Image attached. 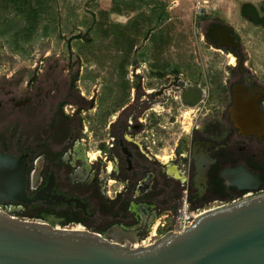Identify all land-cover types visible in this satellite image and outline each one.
Instances as JSON below:
<instances>
[{
	"label": "flooded vegetation",
	"instance_id": "flooded-vegetation-1",
	"mask_svg": "<svg viewBox=\"0 0 264 264\" xmlns=\"http://www.w3.org/2000/svg\"><path fill=\"white\" fill-rule=\"evenodd\" d=\"M258 4L242 2L237 23L234 10L219 5L194 18L203 50L215 52L209 56L168 54L161 32L151 30L98 43L97 54L38 60L24 89L23 78L17 81L19 126L13 139H0V152L26 155L30 198L54 171L53 195L88 203L38 197L0 209L135 246L169 232L183 199L207 211L263 193L264 70L246 49L264 44V0ZM158 9L160 30L172 19ZM142 23L135 18L132 31ZM241 170L257 178L255 188L234 184L231 173Z\"/></svg>",
	"mask_w": 264,
	"mask_h": 264
},
{
	"label": "water",
	"instance_id": "water-1",
	"mask_svg": "<svg viewBox=\"0 0 264 264\" xmlns=\"http://www.w3.org/2000/svg\"><path fill=\"white\" fill-rule=\"evenodd\" d=\"M27 163L25 154L16 160L0 152V203L40 197L46 204L75 200L85 208L88 202L78 196L53 195L54 171H48L49 185L30 198ZM231 177L240 189L259 183L245 170ZM0 264H264V192L209 209L182 233L169 231L137 246L82 229L21 219L0 209Z\"/></svg>",
	"mask_w": 264,
	"mask_h": 264
},
{
	"label": "rangeland",
	"instance_id": "rangeland-1",
	"mask_svg": "<svg viewBox=\"0 0 264 264\" xmlns=\"http://www.w3.org/2000/svg\"><path fill=\"white\" fill-rule=\"evenodd\" d=\"M166 1L31 0V9L16 13L11 0H1L0 18L5 20L0 21V139H13L19 126L12 103L17 81L23 78L24 89L34 65L46 56L97 54L98 43H114L110 38L125 39L131 32L135 36H143L151 30L154 31L152 36L161 32L159 35L164 38L168 54H214L211 50H203L204 46L198 40L191 3L178 0V8L167 11ZM244 1L247 0H211L209 7L219 5L231 8L234 10L232 21L237 23V7ZM248 1L259 5L261 0ZM158 5L167 16L164 20L172 19L165 24L161 23L163 26L160 30L154 26ZM133 14L136 16L133 17ZM135 18L143 23L132 31L130 24ZM100 37L107 38L106 42H98ZM123 44L126 45V42L123 41ZM246 49L257 64L256 68L264 70V44L248 45ZM93 64L91 62L90 66L93 67ZM21 129L30 131L29 121H23ZM155 240L148 238L143 244Z\"/></svg>",
	"mask_w": 264,
	"mask_h": 264
},
{
	"label": "built area",
	"instance_id": "built-area-1",
	"mask_svg": "<svg viewBox=\"0 0 264 264\" xmlns=\"http://www.w3.org/2000/svg\"><path fill=\"white\" fill-rule=\"evenodd\" d=\"M191 3V10L194 18L202 16L210 9L211 0H188ZM177 215H173L167 230L172 233L179 234L189 228L195 219L203 212V210L193 208L187 199H183L176 209ZM175 217V219H174ZM158 239V238H156Z\"/></svg>",
	"mask_w": 264,
	"mask_h": 264
},
{
	"label": "trees",
	"instance_id": "trees-1",
	"mask_svg": "<svg viewBox=\"0 0 264 264\" xmlns=\"http://www.w3.org/2000/svg\"><path fill=\"white\" fill-rule=\"evenodd\" d=\"M11 3L15 5L14 7L16 13L23 9H31V0H11ZM0 4H1V0H0ZM4 20L5 18H0V21H4ZM0 28H1V24H0Z\"/></svg>",
	"mask_w": 264,
	"mask_h": 264
},
{
	"label": "crops",
	"instance_id": "crops-1",
	"mask_svg": "<svg viewBox=\"0 0 264 264\" xmlns=\"http://www.w3.org/2000/svg\"><path fill=\"white\" fill-rule=\"evenodd\" d=\"M166 2H167V11L175 10L179 6L178 0H169V1L167 0Z\"/></svg>",
	"mask_w": 264,
	"mask_h": 264
}]
</instances>
